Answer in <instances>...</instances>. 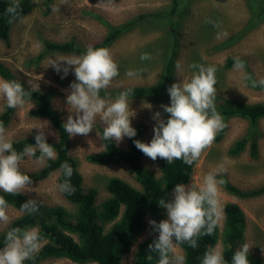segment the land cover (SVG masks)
Returning a JSON list of instances; mask_svg holds the SVG:
<instances>
[{
	"label": "rangeland",
	"instance_id": "374dc122",
	"mask_svg": "<svg viewBox=\"0 0 264 264\" xmlns=\"http://www.w3.org/2000/svg\"><path fill=\"white\" fill-rule=\"evenodd\" d=\"M34 5L31 11L23 15L17 22L10 23L8 30L9 41L0 39V63L12 74L23 80L26 85L39 84V90L53 89L51 95L52 106L61 113L62 120L73 113L69 112L66 97L70 94L69 79L75 77L74 66L68 75L57 73L49 66L52 59L81 56L77 54L51 53L39 63L28 60L41 50L42 39L63 42L73 39L77 43L87 46L99 41L106 33L107 28L101 19L113 25L121 24L138 14L169 11L171 0H53L47 9L43 0H32ZM257 0H179L173 21V36L170 33L167 19H146L121 35L107 48L118 64L119 75L114 78L109 90H117L132 86H146L155 83L161 73L164 52L170 49L172 41L176 40L177 53L175 56L174 71L169 86L162 92L150 96L129 98L130 108L136 115L131 120L132 127L144 125L141 141L150 143L154 135L153 119L155 112H160L161 105L170 106V96L167 89L173 83L190 79L193 71L189 66L193 63L205 66H215L217 96L238 101L255 103L264 101V90L256 89L247 83L245 76L249 70L252 76L259 80L264 78V20H259ZM260 1V0H259ZM56 5L58 11H53ZM252 27L241 37L222 48L215 45L222 43L228 37L245 29L249 22ZM215 23L216 27L213 26ZM142 53H150L152 59L141 61ZM239 57L245 63L243 71L234 69V58ZM230 59L233 64L226 66ZM177 62L180 68H177ZM61 64L66 62L61 61ZM128 70L141 72L136 77H128ZM42 76V79L38 80ZM1 78V77H0ZM101 96V95H100ZM114 101L117 96H101ZM7 104L0 99V111ZM34 108L33 102H28L18 109H13L11 118L5 126L11 139H18L38 134L43 129L46 137L55 138L54 129L45 118L34 117L29 110ZM98 126L104 124L97 117L94 129L88 136L76 135L70 137L69 155L77 161V169L82 176L84 189L96 190L95 205H98L109 196L105 188L106 181L111 176H117L131 185L139 188V183L120 162L107 164H94L87 160V155L101 151L103 143L100 138ZM248 122L240 117H230L225 122L224 132L219 140H214L210 148L206 149L199 161L195 162L185 185H194L197 188L203 183L204 177L213 171L224 176L233 185L242 189H251L264 184V117L257 121L255 133L257 136V156L249 155L248 147L237 155H230L228 149L231 144L245 134ZM128 137L118 145L127 148ZM91 141V143H89ZM160 160L153 161L142 155L141 162L154 174H160ZM45 161L38 158L25 157L21 162L20 170L32 172L39 169ZM58 170L51 172L46 178L33 181L31 191L23 193L25 196L36 199L46 206L61 205L69 211H74L71 204L59 190ZM174 190V189H173ZM173 190L171 197L174 199ZM220 201L222 207L229 201L237 202L245 214V229L240 246L244 243L250 245L249 253L261 259L264 264V194L239 198L220 186ZM10 222L20 215V212L9 207ZM163 219L167 218V211L162 208ZM146 217V226L138 236L129 251L121 257L122 264H132L137 245L148 238L158 237ZM220 222V230L223 227ZM156 221V220H155ZM159 223L160 221H156ZM9 225V224H8ZM7 225V226H8ZM6 226V227H7ZM0 225V232L6 228ZM221 247V239L214 247ZM177 254H183L178 246ZM66 258H46L38 264H67ZM94 264V263H90Z\"/></svg>",
	"mask_w": 264,
	"mask_h": 264
},
{
	"label": "trees",
	"instance_id": "16d2710c",
	"mask_svg": "<svg viewBox=\"0 0 264 264\" xmlns=\"http://www.w3.org/2000/svg\"><path fill=\"white\" fill-rule=\"evenodd\" d=\"M53 0H43L45 9L50 6ZM259 20H264V0H257ZM11 0H0V39L8 43V30L10 23L9 17L5 14V9L10 5ZM23 9L22 16L27 14L33 8L32 0H20ZM179 0H171L169 11L152 12L147 14H138L127 19L125 22L117 25L104 22L107 31L103 37L87 46L81 45L73 39L56 42L42 39L41 50L28 60L39 63L44 57L51 53L77 54L81 55L86 52L89 46L94 48H107L116 39L125 32L130 30L134 25L146 19H167L170 27V33L173 34L175 28L173 17L178 9ZM252 27L250 20L243 31L237 32L235 35L228 37L222 43L215 45L216 48H222L230 45L238 40L242 34ZM176 40L172 41L170 49L164 52L162 60L161 73L158 80L146 86L128 87L133 90V95L139 97H150L165 90L172 78L174 71L175 56L177 53ZM32 59V60H31ZM233 64L228 59L227 67ZM247 76L252 80H256L250 71ZM0 77L4 80H15L22 84L26 91H30L28 85L14 74H12L2 63H0ZM75 77L69 79V82L75 81ZM247 83L252 86L251 80L247 79ZM126 88L117 90H101V96H118L120 92ZM256 89L264 90V87L257 85ZM53 89L39 90L32 93L30 101L33 102L34 108L29 110V114L34 117L45 118L55 131V138H48L47 143L53 146L57 152L55 160L46 159L44 164L37 170L32 172L21 171L30 176L32 181H38L46 178L51 172L58 170V185L66 179L60 166L67 161L73 168V176L71 183L75 188V193L69 195L62 193L63 196L74 205V211H69L61 205L46 206L40 201L39 211L33 215L20 214L13 219L9 225L0 232V248L4 246L5 234L13 227L22 228H38L42 238L43 247L34 259L26 260L24 264H38L46 258H66L70 261L67 264H122L121 257L127 253L132 244L137 240L140 233L146 226V217L150 216L156 221L163 219L162 208L158 201L165 199L172 200L171 191L176 184H185L189 180L192 166L186 165L182 160H174L168 164L166 160H160V174H154L150 169L141 162L143 153L135 147L134 140L141 141V135L144 131V125L138 124L135 129L137 135L128 139L127 148H121L113 141H102L103 149L101 151L87 155V160L94 164H107L111 162L123 163L139 183V188L131 185L127 181L117 176H111L107 179L105 188L109 196L95 205L96 190L94 188L84 189L82 187V176L77 169V161L69 155L70 137L63 129L61 113L57 111L51 104V95ZM132 95V96H133ZM216 109L222 115L224 123L230 117H240L248 122V128L244 135L236 139L228 149L230 155H237L248 147L249 155L257 156V136L255 128L257 121L264 117V101L248 103L230 98L216 97ZM13 109L8 108L7 104L0 111V121L6 126L9 122ZM162 118L167 119L169 114L165 113L162 108ZM103 127L98 126L100 137L103 134ZM224 132L219 131L215 140H219ZM12 139L13 147L16 151L22 152L24 147L31 144L35 145V136ZM142 142V141H141ZM40 152L37 149L36 156L38 158ZM225 184L222 187L225 191L239 198H251L264 194V184L251 189H242L231 182L224 176ZM8 201L10 207L20 210L22 203L29 199L23 193L18 195H10L0 190ZM224 220L223 227H218L211 236H201L198 238V247L192 248L187 243H182L179 247L183 250L185 256V264H201V260L205 251L214 247L219 239H221L223 254L228 264H231V258L240 246L244 229L245 214L241 206L235 201H229L224 204ZM20 212V211H19ZM157 236L141 241L135 250V256L132 264H158V255L153 253V259L149 261L148 245L156 239ZM250 264H262L260 258L254 255H248Z\"/></svg>",
	"mask_w": 264,
	"mask_h": 264
},
{
	"label": "clouds",
	"instance_id": "9594fccd",
	"mask_svg": "<svg viewBox=\"0 0 264 264\" xmlns=\"http://www.w3.org/2000/svg\"><path fill=\"white\" fill-rule=\"evenodd\" d=\"M52 10L55 12L59 9L53 5ZM22 12L20 0H11L5 9L9 23L20 20ZM213 26L218 25L213 23ZM140 59L146 61L152 57L150 53H142ZM61 61L66 64H61ZM49 66L57 73L62 71V79L74 66L76 79L70 84V94L66 97L69 112L74 115L70 114L62 125L69 137L88 136L94 129L97 117L105 125L100 137L103 141H114L118 146L125 137L133 138L137 135V130L131 125V120L136 115L129 102L133 90L128 88L120 92L114 101L100 96L101 90L108 89L119 75L118 64L108 48L89 46L83 55L55 58L50 61ZM189 67L196 70L191 78L173 83L167 89L170 106L162 104L161 108L169 114L168 118L163 119L160 112L153 114L156 123L151 142L134 140L135 147L153 161L159 157L168 164L174 160H182L186 165L192 166L211 147L217 133L225 127L215 104L216 67L198 63ZM177 68H180L179 62ZM244 68V61L239 57L234 58V69L243 71ZM126 75L136 77L141 72L128 70ZM40 79L42 76L38 80ZM245 79L251 80L253 87H264V78L252 80L246 75ZM29 88L30 91H26L19 82L0 78V99L6 100L8 108H22L30 100L32 93L39 91V84H30ZM35 142V145L25 146L22 152L16 151L3 121H0V190L4 193L15 196L32 190L30 185L33 181L29 175L21 172L20 165L25 157H35L37 149L40 152V162L57 158L58 154L47 143L43 129L35 136ZM60 169L66 179L59 184V190L69 195L74 194L75 188L71 183L72 166L65 161ZM217 175L216 171L208 173L198 188L178 183L173 190L174 199L158 201L166 209L167 218L159 223L149 220L153 230L159 234L148 245L149 261L155 253L159 258L158 264H185V256L177 254L178 246L187 243L195 249L198 247L199 237L214 234L224 217L220 186L226 183L224 179H217ZM9 207L8 201L0 195V225L5 227L10 223ZM19 211L22 215H33L39 211V204L36 199H29L21 204ZM43 243L38 228L13 227L6 232L4 246L0 248V264H24L26 260L34 259ZM249 250L250 245L244 243L235 251L231 264H250ZM201 264H228V261L225 260L223 249L217 246L205 251Z\"/></svg>",
	"mask_w": 264,
	"mask_h": 264
},
{
	"label": "bare ground",
	"instance_id": "6f19581e",
	"mask_svg": "<svg viewBox=\"0 0 264 264\" xmlns=\"http://www.w3.org/2000/svg\"><path fill=\"white\" fill-rule=\"evenodd\" d=\"M32 60V59H31Z\"/></svg>",
	"mask_w": 264,
	"mask_h": 264
}]
</instances>
